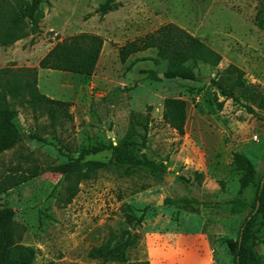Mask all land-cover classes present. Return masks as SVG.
Instances as JSON below:
<instances>
[{
    "label": "rangeland",
    "instance_id": "1",
    "mask_svg": "<svg viewBox=\"0 0 264 264\" xmlns=\"http://www.w3.org/2000/svg\"><path fill=\"white\" fill-rule=\"evenodd\" d=\"M45 1L41 33L1 47L0 70L38 69L39 91L70 103V117L53 125L48 115L17 102L15 122L24 140L0 156V186L9 176L29 175L36 166L49 170L77 160L83 149L119 144L130 131L133 113L150 117L146 148L136 154L163 165L166 172L119 166L106 150L85 157L109 166L82 181L70 204L68 188L76 179L53 171L0 194V209L16 213L21 244L38 252L34 264H120L96 258L92 251L112 233L121 239L126 231L139 241L127 252L125 264H235L227 241L237 239L264 176V122L223 97L212 80L235 65L264 95V31L255 24L264 0H116L122 7L104 18L98 11L107 0ZM169 23L220 53L221 65H201L198 80L185 81L164 78L166 63H156L157 50L122 62L123 46ZM81 34L105 41L92 77L39 68L58 43ZM237 96L245 101L242 92ZM167 98L187 103L184 136L164 121ZM138 142L141 146L139 137ZM236 152L252 160L258 178L241 197L247 209L230 215L225 205L239 197L242 176L233 162ZM183 198L195 203L172 205ZM142 211L145 221L133 230L126 214L140 217ZM258 252L264 263V230Z\"/></svg>",
    "mask_w": 264,
    "mask_h": 264
},
{
    "label": "trees",
    "instance_id": "2",
    "mask_svg": "<svg viewBox=\"0 0 264 264\" xmlns=\"http://www.w3.org/2000/svg\"><path fill=\"white\" fill-rule=\"evenodd\" d=\"M45 0H0V48L13 46L17 42L41 33V24L46 17ZM122 7L116 0H107L99 8L102 18ZM255 24L264 31V1L256 15ZM104 39L98 35L81 34L58 43L40 62L39 68L57 72L71 73L82 77H92L98 67ZM149 50H157L156 63H166L163 72L167 80L197 81V70L201 65L217 69L223 57L209 47L199 37L191 34L180 26L169 23L156 32L148 34L136 41L129 42L120 49V58L126 63L132 56ZM155 79L161 80L158 73L151 72ZM213 85L221 95L231 98L248 114L264 122V95L258 86L249 84L246 73L235 65H230L224 72L212 80ZM238 92L245 95V101L237 96ZM246 98L248 100H246ZM28 104L34 110L48 115L53 125L66 115L69 116L70 103L51 99L43 95L38 88V69H26L14 72L11 69L0 70V156L20 145L24 136L16 125L19 110L16 103ZM250 103V104H249ZM256 107L263 112L259 113ZM70 117V116H69ZM163 118L165 123L180 136L186 134L188 122L187 103L180 98H167L164 102ZM150 117L133 113L130 131L117 145L98 146L83 149L77 160L47 169L38 166L30 170V174L19 177L9 176L0 186V194L27 183L47 171L61 174L66 179L75 178L76 182L68 188L67 204L72 203L78 194V186L82 181L91 179L99 171L106 169L109 164L100 161H85V157L97 155L106 150L112 151L113 162L119 166L146 167L159 173H165V167L150 160L146 155L138 157L136 151L146 148ZM143 129L145 134L139 135ZM141 138V146L138 142ZM234 165L242 172L240 178L239 197L225 205V211L230 215L240 214L247 209V203L241 198L256 184L258 171L255 164L246 155L236 152ZM196 178L202 183L203 176L196 172ZM223 185V184H222ZM172 205L190 207L194 200L183 198L172 200ZM15 211L5 207L0 209V264H34L37 250L21 244L17 234ZM146 212L140 217L127 213V223L141 227L145 221ZM264 230V176L257 186L253 210L246 217L236 240H228L235 264H264L258 252L259 235ZM121 239L112 233L109 240L100 247L94 248L92 255L105 262L125 264L127 252L136 247L139 236L126 231Z\"/></svg>",
    "mask_w": 264,
    "mask_h": 264
}]
</instances>
